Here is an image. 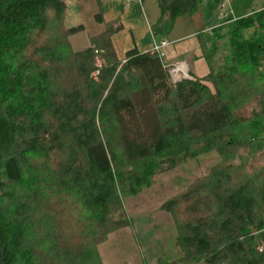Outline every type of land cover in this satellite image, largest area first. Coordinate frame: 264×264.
I'll list each match as a JSON object with an SVG mask.
<instances>
[{"label":"trees","instance_id":"1","mask_svg":"<svg viewBox=\"0 0 264 264\" xmlns=\"http://www.w3.org/2000/svg\"><path fill=\"white\" fill-rule=\"evenodd\" d=\"M66 1L0 0V264H102L97 245L129 225L123 196L181 162L157 158L170 138L224 157L264 148V36L241 31L263 29L264 10L229 23L219 70L174 82L152 50L118 58L115 22L74 50L83 26L66 27ZM199 4L160 2L155 34ZM67 206L78 211L73 236ZM162 209L176 217L182 256L158 264H264V166L217 165Z\"/></svg>","mask_w":264,"mask_h":264},{"label":"rangeland","instance_id":"2","mask_svg":"<svg viewBox=\"0 0 264 264\" xmlns=\"http://www.w3.org/2000/svg\"><path fill=\"white\" fill-rule=\"evenodd\" d=\"M78 3L80 5L78 13L80 12L83 16L85 30L79 34L78 38H72L73 40L70 41L74 49L79 50L84 48L85 39L89 35L96 34L98 29H95L94 14L97 12L95 1L79 0ZM72 6L73 4L70 5V10L73 9ZM140 7L146 14L149 24L151 22L154 24L162 14L159 0H142ZM220 7L221 4L219 10L222 16L220 15V19L215 22H213L214 19L204 17L199 8L194 15L178 16L169 32L151 34V40L154 37L157 43L164 40L168 44L163 49L162 58L169 68L172 81L175 82L184 77L191 78L186 69L187 63L183 61L185 58L193 64V73L198 78L208 73L210 68L214 71L219 70L218 68L223 64L224 48L214 53L210 58L211 61L208 59L207 50L205 51L207 46L210 47L208 44L212 35L223 36L228 30L230 17L225 16ZM207 10L204 6L206 13ZM172 58L179 63L171 64L170 59ZM174 65L180 67L181 73L172 76L170 69ZM209 86L212 89L214 87L211 82ZM256 107L257 102L249 103L244 111L245 114L250 115ZM175 153L181 157V162L177 166L156 174L151 184L139 191L123 196L124 210L129 225L112 231L104 241L97 245L102 264H158L160 260L168 262L178 260L182 252L177 244L179 230L176 217L163 210L162 205L170 198L187 190L196 179L210 174L212 168L217 165L234 162L239 166L242 165L244 170L250 173L253 167L264 166V148L253 153L248 148L240 149L235 156L224 157L216 150L202 152L197 144L189 143L184 137L170 138L167 146L157 158ZM64 210L61 222L65 225L68 234L76 235L79 229L76 226L78 211L68 206ZM68 239L71 240L73 237Z\"/></svg>","mask_w":264,"mask_h":264},{"label":"crops","instance_id":"3","mask_svg":"<svg viewBox=\"0 0 264 264\" xmlns=\"http://www.w3.org/2000/svg\"><path fill=\"white\" fill-rule=\"evenodd\" d=\"M94 1L97 9V12L94 14V19L96 24L95 29L96 30L98 29V32L96 34L89 35V37L85 39L83 46L84 48L90 45L91 37L102 33L106 29L108 23L115 22L117 25H121V29L116 33H114L112 36V42L119 59L123 60L126 56V53L133 48H137L140 52H146L152 49L153 40H151L152 37L151 34L155 35L154 27L160 20L162 14L154 24H152V22L149 24L146 18V14L143 13L142 8L140 7L142 6V0H94ZM98 1H100L103 9L104 22L102 23L97 22L95 18L99 10ZM223 1L225 0H200V4L198 6L197 11L200 8L202 10L204 17L210 18V20L214 19L213 22H215L218 19H220L219 17L221 13L219 10V5ZM66 2H67V10L64 20L66 27L69 28V27L83 26V29L81 31L70 36V40H71L72 38H78L79 34H81V32L85 30V23L83 21V16L80 14V12L78 13L79 10L78 6H80L78 3L79 0H67ZM228 2L230 4L227 7L230 6L232 8V13L225 16L230 17L229 18L230 22L232 21L231 18L233 16L236 19H238L251 15L255 12L264 10V0H228ZM72 4H73L72 6L73 9L70 10V5ZM204 6L207 7L208 9L207 13L206 11H204ZM164 18L167 19L168 15L166 14ZM226 31H227L225 34L226 36L223 35L225 36L223 39H220L221 37H223L222 35L216 36V38L213 39L215 43H213L211 38H209L210 42L208 45L210 47L208 46L206 47L207 52L217 53L220 48H224L225 49L224 59L226 56H229L231 54V45H230L231 28L229 27V25H228V30ZM241 31L244 39H252V38L258 39L260 36L262 35L264 36V28L263 29L258 28L257 26H251L242 29ZM208 35L209 37H211L210 34ZM84 48H81L79 50H82ZM74 50H78V49H74ZM185 55L190 56L189 54H185ZM260 58L264 62V49L260 52ZM224 59H223V63H224ZM170 61L171 64L175 62L179 63V61H177L175 58L170 59ZM183 61L187 63V65L186 64L185 65L188 72V76L192 78H198L193 73L192 70L193 64L191 62H188L186 58ZM221 66L218 69H220ZM205 75H207V73L203 74L201 78H203Z\"/></svg>","mask_w":264,"mask_h":264},{"label":"built area","instance_id":"4","mask_svg":"<svg viewBox=\"0 0 264 264\" xmlns=\"http://www.w3.org/2000/svg\"><path fill=\"white\" fill-rule=\"evenodd\" d=\"M230 3L228 2V0H225L221 3V10L224 11V15H228L230 13H232V8L229 6ZM232 21H234V19L236 20V18L233 16ZM153 46H152V51L156 52L159 54L160 57H163V49L168 45L166 41L162 40L160 43H157L153 37ZM180 67L178 65H175L172 69H170V72L172 74V76L174 75H178L180 72ZM184 73V71L182 72Z\"/></svg>","mask_w":264,"mask_h":264},{"label":"water","instance_id":"5","mask_svg":"<svg viewBox=\"0 0 264 264\" xmlns=\"http://www.w3.org/2000/svg\"><path fill=\"white\" fill-rule=\"evenodd\" d=\"M169 0H160L162 4H166Z\"/></svg>","mask_w":264,"mask_h":264}]
</instances>
